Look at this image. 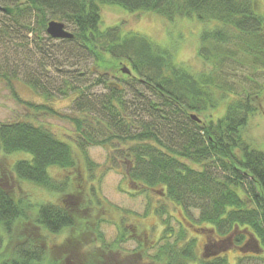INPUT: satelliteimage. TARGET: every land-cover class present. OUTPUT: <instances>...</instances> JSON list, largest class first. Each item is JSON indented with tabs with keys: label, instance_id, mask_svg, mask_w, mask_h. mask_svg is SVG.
<instances>
[{
	"label": "trees",
	"instance_id": "16d2710c",
	"mask_svg": "<svg viewBox=\"0 0 264 264\" xmlns=\"http://www.w3.org/2000/svg\"><path fill=\"white\" fill-rule=\"evenodd\" d=\"M101 5L206 25L198 55L209 70L196 78L144 36L101 29ZM0 7L13 10L0 11V83L22 104L14 83L23 82L46 101L23 105L52 117L59 114L50 100L72 98V117L65 118L76 127V138L66 142L28 121L0 123V156L27 155L14 162L11 173L62 195L30 213L0 179V264H67L47 258V234L65 231L66 248L75 244L86 251L74 264H112V247L129 237L122 230L106 245L104 217L95 212L103 202L93 188L74 194L49 174L50 168H75L71 145L88 173L87 149L107 148V161L115 170L123 168L121 175L137 192L156 191L184 212L196 210L198 222L221 239L199 260L166 231L156 264H231L226 255L234 249V264H264V152L242 137L261 93L256 79H264V15L256 11V0H0ZM50 21L69 25L73 37L50 38ZM66 66L83 70L79 80L60 70ZM49 71L61 75V82L49 78ZM117 76L120 83L111 82ZM219 102L226 104L221 117L190 118ZM95 243L98 254L89 249Z\"/></svg>",
	"mask_w": 264,
	"mask_h": 264
},
{
	"label": "rangeland",
	"instance_id": "374dc122",
	"mask_svg": "<svg viewBox=\"0 0 264 264\" xmlns=\"http://www.w3.org/2000/svg\"><path fill=\"white\" fill-rule=\"evenodd\" d=\"M256 11L259 15H264L262 0H256ZM100 14L101 29L118 27L123 35L144 36L152 42L156 49L167 54L174 66L185 69L194 77L198 78L209 70L198 55L200 34L206 25L197 20L177 18L169 21L153 13H131L110 5H101ZM65 27L72 33V28L69 25L65 24ZM212 27V25H208V28ZM123 67L126 65L120 69L123 70ZM60 70L68 71L70 77L74 76L77 79V76L83 71L67 66ZM47 76L56 80V84L61 82V75L54 71H49ZM116 78H111V82L120 83V77ZM255 83L256 85L257 83L261 84V93L258 99L257 96L255 97L252 104L253 114L242 129V137L252 147L264 152V79H260L258 82L256 79ZM14 90L22 100V104L15 102L9 89L0 83V123L17 120L28 121L49 129L63 141L71 142L76 138L74 129L76 127L65 118V116L72 117L70 107L72 98L57 95L50 100L49 106L59 114V116L52 117L48 113L30 110L26 105H23V103L44 105L46 101L39 93L33 92L21 81L14 83ZM104 91L97 89L94 93L99 94ZM225 105V102H219L216 109L205 115L197 114L195 116L200 120L204 117L206 119L213 117L215 120L223 115ZM71 146L74 148L75 168L70 170L50 168L49 174L59 181L67 182L70 191L74 194L78 191L86 193L93 188L103 202L102 207L99 210L96 208L95 212L98 213L99 218L104 217L103 223L100 224V230L104 235L106 245H113L120 231L124 230L127 235L129 232V237L124 243L112 247L113 252L109 259L112 264H156L157 262L153 261L154 254L159 246L165 244L162 235L166 231L167 235L171 237V242L180 238L179 246L192 248V253L199 260L206 249L221 240L213 233H209L208 225L198 222L196 210L184 212L171 204L163 194L159 195L156 191L137 192V188L121 175L120 172L123 171V168L115 170L107 161L109 156L107 148L95 146L87 149V158L92 163V171L88 173L82 155L74 145ZM25 157L27 155L24 153H14L6 158L0 156L1 182L13 193L15 200L21 201L23 207L30 213L35 211V207L40 204L58 203L61 194L52 193L32 183L18 180L11 173L10 170L14 162ZM71 199L69 198V200ZM162 208L167 210V213L162 214L160 210ZM66 236H68L66 231L56 235L47 234V258L49 260L62 259L67 264L82 261L86 251H79L75 244L67 245L66 248L63 244L64 239L68 238ZM97 248H100L99 243H95L89 249L91 253L98 254ZM213 248L215 249V247ZM236 251L234 249L226 255L231 264L236 262Z\"/></svg>",
	"mask_w": 264,
	"mask_h": 264
},
{
	"label": "water",
	"instance_id": "95a60500",
	"mask_svg": "<svg viewBox=\"0 0 264 264\" xmlns=\"http://www.w3.org/2000/svg\"><path fill=\"white\" fill-rule=\"evenodd\" d=\"M0 11L11 14L13 12L12 9L7 7H0ZM46 34L55 40H64V39H71L73 37L72 33L67 31L64 23L57 22V21H50L46 27ZM123 73H129L127 69L122 70ZM190 118L194 121L199 122L200 120L195 115H190Z\"/></svg>",
	"mask_w": 264,
	"mask_h": 264
}]
</instances>
